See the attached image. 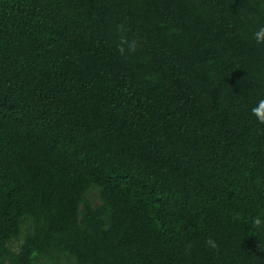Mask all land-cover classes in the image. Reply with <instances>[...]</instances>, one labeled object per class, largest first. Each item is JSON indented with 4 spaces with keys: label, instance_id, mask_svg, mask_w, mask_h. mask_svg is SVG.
Here are the masks:
<instances>
[{
    "label": "trees",
    "instance_id": "1",
    "mask_svg": "<svg viewBox=\"0 0 264 264\" xmlns=\"http://www.w3.org/2000/svg\"><path fill=\"white\" fill-rule=\"evenodd\" d=\"M262 26L264 0H0V264H264Z\"/></svg>",
    "mask_w": 264,
    "mask_h": 264
},
{
    "label": "clouds",
    "instance_id": "2",
    "mask_svg": "<svg viewBox=\"0 0 264 264\" xmlns=\"http://www.w3.org/2000/svg\"><path fill=\"white\" fill-rule=\"evenodd\" d=\"M116 30L120 34L119 43L117 45V50L120 55L125 56L126 54H133L137 52L140 47L139 38H131L129 39L126 35L131 29L128 27L126 23H119L116 25ZM253 41L256 45H264V26L257 29L252 33ZM251 114L256 118L257 122L260 124H264V99H260L256 106L251 109ZM251 225L257 231H264V216L256 215L251 219ZM205 244L210 249H215L217 252L219 251V245L216 240L212 238H208L205 241ZM261 250H264V244H260ZM191 249V244L186 246V250Z\"/></svg>",
    "mask_w": 264,
    "mask_h": 264
}]
</instances>
